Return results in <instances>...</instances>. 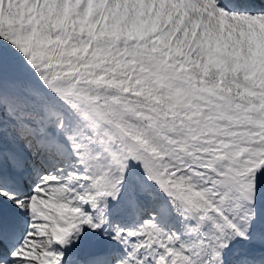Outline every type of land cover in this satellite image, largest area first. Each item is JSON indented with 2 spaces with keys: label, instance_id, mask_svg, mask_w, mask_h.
<instances>
[{
  "label": "snow or ice",
  "instance_id": "1",
  "mask_svg": "<svg viewBox=\"0 0 264 264\" xmlns=\"http://www.w3.org/2000/svg\"><path fill=\"white\" fill-rule=\"evenodd\" d=\"M0 264H264V0H0Z\"/></svg>",
  "mask_w": 264,
  "mask_h": 264
}]
</instances>
